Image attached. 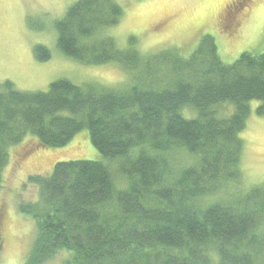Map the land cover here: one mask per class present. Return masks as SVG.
<instances>
[{
    "label": "trees",
    "instance_id": "1",
    "mask_svg": "<svg viewBox=\"0 0 264 264\" xmlns=\"http://www.w3.org/2000/svg\"><path fill=\"white\" fill-rule=\"evenodd\" d=\"M122 17L119 0H78L54 22L61 53L122 66V87L0 83V191L10 149L26 139L27 150L62 148L87 128L100 157L31 177L39 198L19 207L36 229L24 264L62 252L63 264H264V184L243 188L241 169L252 101L264 117V52L228 64L205 35L190 56H144L135 38L121 48L109 34ZM34 55L51 59L42 45Z\"/></svg>",
    "mask_w": 264,
    "mask_h": 264
},
{
    "label": "rangeland",
    "instance_id": "2",
    "mask_svg": "<svg viewBox=\"0 0 264 264\" xmlns=\"http://www.w3.org/2000/svg\"><path fill=\"white\" fill-rule=\"evenodd\" d=\"M76 1L0 0V83L9 80L19 91L36 92L47 91L52 82L61 79L108 87H122L127 82L130 77L122 66L83 65L57 48L54 22ZM119 3L123 17L109 29V34L121 48L135 38L144 56L170 53L174 49L184 57L190 56L205 35L214 37L222 60L228 64L247 50L264 52V0H119ZM232 19L233 23L228 24ZM232 25H235L233 33ZM38 45L50 50L49 61L35 58L34 49ZM258 106L257 101L250 103L251 113L241 135L245 143L241 158L245 189L264 184V117L257 115ZM220 112L229 116L233 111L224 107ZM31 143V139H26L12 146L4 172L0 191V264H24L29 255L36 229L19 207L39 198V189L31 177L50 173L60 161L100 158L87 128L62 148L27 150ZM66 257L62 252L46 264H63Z\"/></svg>",
    "mask_w": 264,
    "mask_h": 264
}]
</instances>
